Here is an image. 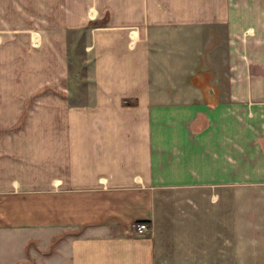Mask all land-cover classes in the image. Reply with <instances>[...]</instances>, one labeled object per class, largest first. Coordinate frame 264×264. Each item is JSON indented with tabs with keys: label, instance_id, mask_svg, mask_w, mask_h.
<instances>
[{
	"label": "crops",
	"instance_id": "obj_1",
	"mask_svg": "<svg viewBox=\"0 0 264 264\" xmlns=\"http://www.w3.org/2000/svg\"><path fill=\"white\" fill-rule=\"evenodd\" d=\"M18 262L264 264V0H0Z\"/></svg>",
	"mask_w": 264,
	"mask_h": 264
},
{
	"label": "rangeland",
	"instance_id": "obj_2",
	"mask_svg": "<svg viewBox=\"0 0 264 264\" xmlns=\"http://www.w3.org/2000/svg\"><path fill=\"white\" fill-rule=\"evenodd\" d=\"M86 34L87 31L85 30H81L80 32L78 30H73L70 32V39H71V52L72 54H77L79 50H82L84 52V45L86 44V42H88V40H86ZM73 41H75V47L72 48V43ZM74 50V51H73ZM74 52V53H73ZM83 61V59H82ZM73 65L75 66V64L73 63ZM83 66V65H82ZM219 226H221V224L219 223Z\"/></svg>",
	"mask_w": 264,
	"mask_h": 264
},
{
	"label": "built area",
	"instance_id": "obj_3",
	"mask_svg": "<svg viewBox=\"0 0 264 264\" xmlns=\"http://www.w3.org/2000/svg\"><path fill=\"white\" fill-rule=\"evenodd\" d=\"M132 230L138 235H144L150 230V226L146 221H136L132 224Z\"/></svg>",
	"mask_w": 264,
	"mask_h": 264
},
{
	"label": "trees",
	"instance_id": "obj_4",
	"mask_svg": "<svg viewBox=\"0 0 264 264\" xmlns=\"http://www.w3.org/2000/svg\"><path fill=\"white\" fill-rule=\"evenodd\" d=\"M17 264H28V263H26V262H18Z\"/></svg>",
	"mask_w": 264,
	"mask_h": 264
}]
</instances>
